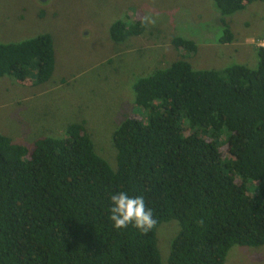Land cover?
Listing matches in <instances>:
<instances>
[{
  "label": "trees",
  "instance_id": "1",
  "mask_svg": "<svg viewBox=\"0 0 264 264\" xmlns=\"http://www.w3.org/2000/svg\"><path fill=\"white\" fill-rule=\"evenodd\" d=\"M256 0H213L232 40L228 16ZM264 6V0H261ZM146 13L117 19L114 41L140 35ZM181 57L139 77L135 105L112 133L114 169L84 123L32 147L0 133V264H223L233 245H264V45L251 68L196 69L194 40L174 36ZM47 32L0 41V76L33 86L54 71ZM142 195L157 221L147 234L108 219V194ZM176 219L167 263L156 230Z\"/></svg>",
  "mask_w": 264,
  "mask_h": 264
},
{
  "label": "rangeland",
  "instance_id": "2",
  "mask_svg": "<svg viewBox=\"0 0 264 264\" xmlns=\"http://www.w3.org/2000/svg\"><path fill=\"white\" fill-rule=\"evenodd\" d=\"M137 8L155 23L147 24L140 35L114 41L112 23L131 21ZM226 18L233 37L222 43L213 0H0V41L47 32L55 57L53 74L44 83L24 86L11 76H0V133L32 147L39 138L65 136L69 124L84 123L96 152L115 169L113 131L127 115L144 112L135 105L133 85L181 57L171 41L174 36L195 41L197 50L188 61L196 69L256 66V47L264 42L262 1ZM179 229L176 219L157 227L164 263ZM223 264H264V245H233Z\"/></svg>",
  "mask_w": 264,
  "mask_h": 264
},
{
  "label": "clouds",
  "instance_id": "3",
  "mask_svg": "<svg viewBox=\"0 0 264 264\" xmlns=\"http://www.w3.org/2000/svg\"><path fill=\"white\" fill-rule=\"evenodd\" d=\"M142 23L154 24L152 16L145 15ZM108 219L117 229H126L130 225L141 234L149 233L156 225L153 210L146 206L142 195H132L128 190H115L108 194Z\"/></svg>",
  "mask_w": 264,
  "mask_h": 264
},
{
  "label": "built area",
  "instance_id": "4",
  "mask_svg": "<svg viewBox=\"0 0 264 264\" xmlns=\"http://www.w3.org/2000/svg\"><path fill=\"white\" fill-rule=\"evenodd\" d=\"M260 45H264V42L262 44H260Z\"/></svg>",
  "mask_w": 264,
  "mask_h": 264
}]
</instances>
